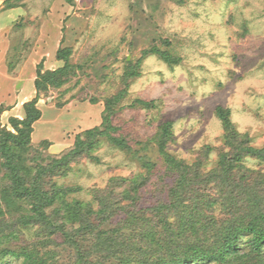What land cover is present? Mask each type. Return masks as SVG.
<instances>
[{"label":"rangeland","instance_id":"obj_1","mask_svg":"<svg viewBox=\"0 0 264 264\" xmlns=\"http://www.w3.org/2000/svg\"><path fill=\"white\" fill-rule=\"evenodd\" d=\"M5 1L0 15L18 12L1 18L7 24L0 33L2 126L13 130L10 118L25 116L24 103L37 94L40 64L44 71L63 67L60 49L70 61L67 81L41 92L42 117L34 124L27 164L46 165L62 157L75 146L78 134L102 125L110 112L108 101L120 97L110 114L117 135L132 150L103 138L92 152L99 160L84 154L66 174L47 181L48 188L56 183L80 189L70 200L85 201L95 211L110 206L105 230L129 212L155 218L153 207L168 202L179 173L166 168L156 142L165 123L172 129L168 150L186 164H200L201 172L212 170L220 154L231 150L218 107L230 111L237 131L248 134L252 145L264 148V0ZM157 48L179 61H164L154 52ZM139 156L155 163L152 171ZM2 161L0 188L8 184ZM243 163L245 169L264 174V160L245 156ZM135 176L143 182L138 192L127 193L130 186L123 179ZM17 215L1 218L0 251L39 247L45 252L44 225H11ZM90 220L101 218L95 214ZM82 225L67 223L75 244L63 233L53 236L49 248L59 251V264H80L78 250L85 249H91L90 264H100L102 258L91 248L96 233L84 232ZM111 259L107 264H113ZM19 262L10 253L0 256V264Z\"/></svg>","mask_w":264,"mask_h":264},{"label":"trees","instance_id":"obj_2","mask_svg":"<svg viewBox=\"0 0 264 264\" xmlns=\"http://www.w3.org/2000/svg\"><path fill=\"white\" fill-rule=\"evenodd\" d=\"M154 52L166 62L179 61L167 50L157 48ZM58 57L66 60L63 67L44 71L43 64L38 66L37 94L24 103L23 118H10L13 130L0 123V159L8 181L0 188V224L3 218L13 214L19 215L10 223L14 226L41 223L46 228V250L6 249L0 251V256L15 255L20 260L18 264H59L56 258L59 251L49 248L54 242L53 236L63 233L72 243L76 242L66 226L79 221L84 232L96 233L95 245L91 248L102 258L100 264H107L109 258L114 260L113 264H264V174L245 169L243 163L245 156L264 160V148L252 145L248 134H240L231 121L230 111L223 107H218L217 113L224 122L226 142L231 150L221 153L216 166L208 172H201L200 164H186L172 154L167 147L172 137L171 123L161 127L156 136L159 152L166 168L178 172L179 177L169 189L168 202L153 207L155 218L146 217L143 211L129 212L125 220L105 230L103 227L110 220L106 215L110 206L105 204L107 209L95 211L85 201L70 200V194L80 189L56 183L47 187L49 179L66 174L71 162L84 154L97 159L92 152L104 139L132 150L126 138L117 135L118 127L112 122V107L120 99L117 96L108 101L106 112L107 109L110 112L104 115L102 125L78 134L70 151L46 165L27 164L34 124L42 117L38 107L41 92L50 86L61 87L70 74L68 52L60 49ZM4 110L1 105L0 117ZM139 159L149 172L155 167L147 157L139 156ZM123 182H128L129 193L138 192L143 181L135 176ZM95 214L101 218L98 223L90 220ZM90 252L91 249L78 250L76 262L90 264Z\"/></svg>","mask_w":264,"mask_h":264},{"label":"crops","instance_id":"obj_3","mask_svg":"<svg viewBox=\"0 0 264 264\" xmlns=\"http://www.w3.org/2000/svg\"><path fill=\"white\" fill-rule=\"evenodd\" d=\"M4 2V0H0V6L2 5V3ZM3 7V6H2ZM16 12H18V9H11L10 11H6V12H3L1 15H0V33H3V30L5 29V26H7V24L1 22L2 21V15H4L5 13H9L11 16H13ZM13 14V15H12ZM18 14V13H17ZM1 43L3 44V42L1 41ZM29 98H27L26 100H28Z\"/></svg>","mask_w":264,"mask_h":264}]
</instances>
